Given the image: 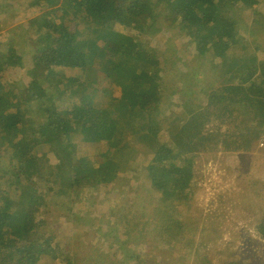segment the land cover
I'll list each match as a JSON object with an SVG mask.
<instances>
[{
	"label": "trees",
	"instance_id": "trees-1",
	"mask_svg": "<svg viewBox=\"0 0 264 264\" xmlns=\"http://www.w3.org/2000/svg\"><path fill=\"white\" fill-rule=\"evenodd\" d=\"M42 3L48 9L29 21L25 43L0 48V156L9 158V176L0 179V264H153L152 248L160 264L176 249L191 264L192 248L167 233L187 237L194 227L190 238H199L200 222L186 220L207 184L198 179L205 164H221V184L233 178L240 187L237 155L264 157V63L252 62L257 46L264 49V0H0V32L19 9ZM86 7L87 17L76 19ZM246 31L256 45L237 55ZM160 40L169 45L164 54ZM122 142L129 147L118 167ZM243 163L252 171L244 186L263 206L256 229L264 241V165ZM115 182L123 191L111 196ZM96 193L117 197L111 204L123 218L126 210L149 214L145 224L161 229L164 244L152 247L139 235L149 232L144 224L129 237L109 225L111 217H93ZM221 229L201 244L196 264H235L228 246L206 259L219 252L212 247ZM106 234L115 235L112 253L98 248ZM251 257L242 264H258Z\"/></svg>",
	"mask_w": 264,
	"mask_h": 264
},
{
	"label": "rangeland",
	"instance_id": "rangeland-1",
	"mask_svg": "<svg viewBox=\"0 0 264 264\" xmlns=\"http://www.w3.org/2000/svg\"><path fill=\"white\" fill-rule=\"evenodd\" d=\"M62 9V11L66 14L67 10L69 8L63 9L62 3L60 5V2L58 3L57 8ZM100 7H98L99 9ZM48 9L47 3H42V5H38L37 7H31V8H22L19 9V14L15 17L13 21V25H11L6 31L11 30L10 32L1 31L0 32V48L4 44H11L12 46L19 47L22 44L25 43L24 36H27L28 32H31V29L28 27L29 21L38 14H41L45 12ZM87 7L82 9V11H79L76 13L75 16H77L76 19L85 18L88 15ZM69 20V18H68ZM1 22H3V17L1 19ZM252 26V19L249 20V26L247 28H250ZM20 27H26V32L23 31L22 33H17L18 28ZM246 36L249 39V42L251 44L250 48L256 45L257 42V35L246 31ZM27 46L31 45V37H27ZM172 40L169 38L167 43H171ZM161 52L164 54L166 53V47L168 48L169 45H167L163 40L159 41V44L157 45ZM258 52L253 57L255 58L252 60L253 63H257L259 60L264 63V49H261V46L258 45ZM246 49L244 46H240L237 55L244 52ZM261 51V52H260ZM6 53V52H5ZM186 56V55H185ZM184 56V57H185ZM252 58V57H250ZM205 59L201 58L199 59L198 63L203 62ZM210 63L214 65V63L210 60ZM237 58L236 56L232 57L228 61V65H230L232 62H236ZM219 71L225 67V65L216 66ZM239 68V67H238ZM236 68V69H238ZM22 72H25L22 71ZM126 74H121L120 78L124 79ZM220 76H223L220 74ZM122 149L124 150L123 155L119 158H123V162L118 163V167H123L124 162L126 161V154L128 153L127 148L128 142H122ZM11 155V154H10ZM254 159H248L246 156L237 155V158L241 161V164L238 167V171L240 173V177L242 180V184L239 186L236 185L233 178H231L230 183H222L221 180L218 179V174L220 173L221 164H214L212 160H208V162L205 164L203 170L206 172V174L203 176H199V182L203 184L205 181V178H207V184L205 188L201 186L200 192H197L198 201L195 202V209L194 211H191V214H188V219L186 220L189 223H198V231L199 232V238L196 240V243L193 242V239L190 238V235L193 237L194 232L196 229L193 227H186V233H188V236H181V233H178L176 231V234L174 231L170 230V232L167 233V238H172V236H175L177 246H183L185 249L192 248V252L188 253V255L191 256V264H196L199 262L198 255L204 253V246L201 245L205 241V239L208 236H217L213 231L216 230H224L223 235L220 239H218L215 244L213 243L212 249L215 251H218V253H209L207 254V260L214 261L219 256V254L223 251V248L228 246L231 248H234L236 250V253L234 255L233 259H230L228 261H235V264H242V259L245 257V261L247 258L252 256L253 263L257 262L258 264H261L259 262V259L264 258V241L260 239L259 234L257 232L256 226L258 224L259 219L262 217V209L263 206L260 204V200L257 197H254L252 200L249 196L251 192L245 188L244 186V177L246 175L250 176L252 174V171L249 169L242 168V163L244 161L250 160L257 164H263L264 165V157H257V154H255ZM218 158H221V156H217ZM118 158V159H119ZM117 159V160H118ZM107 161V160H106ZM108 162V161H107ZM9 158L5 156H0V179H4V177L7 176V168H5V165H8ZM244 165H247V163H243ZM212 173V178H215L218 180L219 187L216 188V190L211 189L209 182L210 178L208 173ZM9 176V175H8ZM8 176L6 178H8ZM205 177V178H204ZM5 178V179H6ZM197 177L194 179L196 180ZM199 183V185H201ZM148 184L150 185L149 181ZM113 191L109 192L111 196L114 194H120L121 190L120 185L116 182L112 184ZM228 192L225 191L228 189ZM80 190H75L76 196L73 200V204L76 207H79L82 203V198H80V195L78 194ZM91 190L89 189L87 192V195L90 196ZM224 194L223 200L220 201L219 195ZM254 194V193H253ZM121 195V194H120ZM202 195V196H201ZM154 195H148L149 198L153 197ZM93 198H97L98 203L95 205V208L93 209L92 215L93 217H101L102 215H106V218H110L109 225L112 227L114 226H122L125 229L129 230L128 236L131 237L133 234L132 228L134 225H138L141 228V225L144 224L145 228L149 230V232H143L141 231L139 235H142L145 237L146 240H148L153 247L154 245H162L164 244L165 240L163 239V235H158L156 232L157 230H161L160 228L153 227L150 225L145 224L146 220L150 219V215L146 212L143 213H133L131 210H126L125 215L126 217H122V212H120L115 206L112 204H119V199L117 197L107 198L106 200H103L101 197L97 195V193L93 196ZM66 202V201H62ZM112 203V204H111ZM149 202L146 203L147 206H149ZM151 212H160V209L153 205L151 208ZM113 213V214H112ZM79 222L86 221L90 222V216L89 220L86 219H80ZM91 224V223H90ZM89 224V225H90ZM222 226V227H220ZM80 228L84 227L79 225ZM220 227V228H219ZM120 229L116 228L115 230L118 231ZM45 232V229L42 231ZM107 239L103 240V244L99 246V249H104L106 253H112L113 252V245L115 242V235L113 234H106ZM161 242V243H159ZM62 246H66V239L64 238L61 242ZM75 246H70L69 250H72ZM153 251L156 252L153 264H160L162 261V255L160 252L152 248ZM180 249H176L174 251H168V256L165 260V262H168V264H183L186 255L182 254ZM131 252V251H130ZM245 252V254H244ZM132 254V253H129ZM198 254V255H197ZM223 254L221 255V257ZM219 257V258H221ZM62 259L65 257H61ZM224 258V256H223ZM205 260V259H204ZM264 262V260H263ZM51 264H56L55 259H53ZM66 264V263H64ZM68 264H72V261H69Z\"/></svg>",
	"mask_w": 264,
	"mask_h": 264
},
{
	"label": "clouds",
	"instance_id": "clouds-1",
	"mask_svg": "<svg viewBox=\"0 0 264 264\" xmlns=\"http://www.w3.org/2000/svg\"><path fill=\"white\" fill-rule=\"evenodd\" d=\"M253 24H254V23H253V18H252V25H253ZM244 36H246V34H245ZM246 38H247V41L244 42L241 46H244L245 49H249L250 47H247V45L250 44V42H249V39H248L247 36H246ZM250 45H251V44H250Z\"/></svg>",
	"mask_w": 264,
	"mask_h": 264
}]
</instances>
